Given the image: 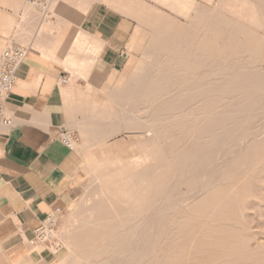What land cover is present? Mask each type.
Segmentation results:
<instances>
[{
    "label": "bare ground",
    "instance_id": "1",
    "mask_svg": "<svg viewBox=\"0 0 264 264\" xmlns=\"http://www.w3.org/2000/svg\"><path fill=\"white\" fill-rule=\"evenodd\" d=\"M178 2L182 3V8L178 7ZM49 3L42 7L47 9ZM223 3L228 7L252 6L253 9L254 5H260L264 11V0H225ZM164 5L173 13L183 15L186 23L171 13L164 14L157 10L154 28L167 25L172 30L183 25L187 28L186 32H177L175 35L173 32L169 40L159 33L161 36H156L147 50L152 61L143 77L135 86L126 87L122 91V97L131 106V110L132 107L141 106L142 111H147L144 122L149 124L148 128L153 129L154 141L163 148V153H155L152 157L155 162L134 177L133 188L139 191L138 194L127 187L125 191L121 190L122 193L118 192L121 195H117L118 199L116 192H112L114 197L105 192L110 198L103 197L105 200L100 201L98 214H92L94 218H90L91 221L83 226L84 231L78 234L75 253L72 254L74 258L71 257L69 264H255L260 258L258 247L245 244L248 231L240 216L235 213L237 205L246 198L247 188L243 187L245 184L238 192H234L233 188L244 182L241 178L244 169L252 162L254 150L264 145V140L250 143L245 153L234 160H226L225 171L229 170L233 174L223 175L221 184H216L219 172L214 168L205 189L190 194L180 191L179 187L190 183L193 173L200 174V168L192 167L195 162L209 163L214 148L224 143L231 133L239 132L243 135L246 130L243 121L248 114L256 115L264 110V74L259 76L250 69L229 62L237 49L234 48L231 35L219 26L229 23L220 15L219 6H205L198 0H164ZM207 21L210 22L209 34L203 36L201 29ZM237 24L234 26L237 27ZM221 95L230 97L231 102L229 106L218 109ZM134 111L137 114V110ZM129 115L126 114L127 117ZM130 117L134 121L133 115ZM137 118L143 121L142 115ZM131 128L132 124H128L126 129ZM163 160L166 164H163ZM163 171H171L175 176L174 181L168 185L169 190H166V202L171 207L181 204L188 216L183 220L186 221L185 226L179 229L167 228L158 234L159 229L168 227L171 219V215L164 212L166 204L158 203V198L165 194L163 191L167 187V184L158 181ZM246 175L249 177L248 173ZM257 183L261 182L257 180ZM124 188L122 185L121 189ZM181 199L183 201L179 203ZM191 199L195 200L184 208L185 201L189 203ZM138 212L146 214L139 215ZM76 230L77 227L75 233ZM142 241H145L144 245L140 244ZM39 250L20 245L14 251L16 255L24 254L31 262L29 264H36L34 259ZM80 254L88 257V260L82 262Z\"/></svg>",
    "mask_w": 264,
    "mask_h": 264
},
{
    "label": "rangeland",
    "instance_id": "2",
    "mask_svg": "<svg viewBox=\"0 0 264 264\" xmlns=\"http://www.w3.org/2000/svg\"><path fill=\"white\" fill-rule=\"evenodd\" d=\"M25 1L26 0H22V3H21L22 6L19 9L16 8L15 6L13 8L12 6H10V4H0V10L10 13L13 16H15V21H14L15 26L11 30V33L8 34L4 38V40H6L5 41L6 44L4 47L0 49V59H1L2 53L6 49H8V47L9 48L14 47V46H9L11 45V41H13L14 38L15 40L13 44L18 45V46L27 47V44L24 43V40L21 34L22 29H23V27L21 26V20L23 16L22 12L24 9H26ZM96 1L103 2L109 5L110 7H113L121 11L129 19L134 21V31L132 33V42H131L130 47L134 49L136 52L130 57L126 66L120 71L105 70L102 73L98 72V76H94V77H91V76L83 77L82 76L83 78L78 80L76 74H74L71 70L66 69V68L62 69L63 71H65L66 74L71 76L69 85H72L74 87L73 93H70V92L66 93V102H67V105L70 107L69 109L70 110V122L68 124L69 131L75 133L78 137V141L74 149V168H73V177L75 180V184L78 188V196L60 214L59 222H58V226L56 230V236L52 241L48 243H36V244H33V243L31 244L30 242H27L26 244L27 247L30 246L29 248H39L40 249L39 253L35 256V258L40 257L41 255L45 253L46 254L49 253V256L46 259L39 260V261L34 259L36 264H58V263L59 264H66V263L69 264V260L71 259V257L74 258L73 256L75 253L74 248H76V246H74L75 239L77 238L78 234L84 231L83 226L85 224H88L92 220V218H94L93 217L94 215L92 214H95V215L98 214L99 212L98 210L101 209V202H103L101 200H103L106 196L108 198H110L111 196L114 197L115 194H116L115 196L118 199L119 196L121 197L120 193L125 191L126 187L134 190L133 188L134 177L137 176L138 173H140L144 169L148 168L152 163L155 162V159L152 158L155 153H158V154L163 153V150H162L163 148L154 141L155 139L153 137L154 136L153 129L148 128L150 127L149 124L146 121L144 122V119L146 118L145 113H147V111H145L144 109H143L144 111H142L141 106L132 107L133 109L131 110V106L128 103H125V100L122 97L123 96L122 91H124L126 87L135 86L138 83V81H140V79L143 77L144 71L149 67L152 61L151 60L152 58L147 54V50L151 42L156 38V36L162 35L161 37H165V39L169 40L172 37L173 32H174L173 35H175L177 32L178 33L186 32V29H187L183 25L182 26L179 25L177 26V28L172 29L173 31L169 27H166L167 25L162 26L158 29L154 28L155 11L153 13H150V9L148 8L149 10L147 12L145 7L150 6L154 10L155 9L159 10L163 12L164 14L171 13L175 17H178L183 23H186V20H185L186 18L183 15H178L176 13H173L170 9H168L164 5V0H96ZM223 1L225 0H198L200 4H204L205 6H209V7L219 6L220 15L225 21H229V23H222L219 25L223 29V31L231 35L233 39L232 40L233 45L235 46L234 48L237 49L235 53L233 54L232 59L229 62L235 65H238V66H243L247 69L252 70L259 76H263L264 74V68H263L264 67V64H263L264 63V20H263L264 11H263V8L260 7V5L259 7L258 5H254V9L252 6L247 7V8H242L239 6L228 7L225 5V3H223ZM251 1H254V0H251ZM139 2L140 3L143 2L144 5H146L143 8L144 11L140 9L141 7H140ZM177 5L179 8H182L181 2H178ZM233 17L236 19H234ZM39 18L37 19L38 21H40L41 19ZM50 19L56 20L57 16L52 14L50 16ZM236 24H237L238 29L237 27H235ZM243 24H244V27H242ZM248 24H250V26ZM208 25L210 26L209 21L205 23V26H204L205 28L203 27L201 29V34L203 36L209 34ZM66 30H67V33H69L68 26H66ZM33 33L34 31L32 32V34ZM239 33L240 35L237 36V34ZM33 37L34 36H30L29 38L32 39ZM238 37L240 38L238 39ZM250 37L253 39H250ZM221 43L222 42L220 41L219 44ZM99 54H100V50L94 55V58H93L95 63H94L92 72H95L96 74L98 71L97 65H98ZM259 68H261L262 70ZM227 98H228L227 96H222V95L220 96L219 102L217 104L218 109L229 106L228 104H230L231 98L230 97L228 99ZM125 106L126 107L128 106L127 109ZM145 106L146 105H144L143 107L145 108ZM134 109L137 110V114H136V111H134ZM125 113L127 115L129 114L133 115L134 121H132V119H129L131 115L127 117ZM140 115L143 116V121L142 119L137 118V117H140ZM256 115L250 113L246 116V119L243 121L244 123L243 125L246 127V130L243 132V135L239 134V132L238 133L233 132L227 137L224 143L219 144L214 148L215 150L212 152L210 156L209 163L207 162L204 164V163H201L200 161L195 162L194 163L195 165L193 164L192 167L200 168L201 169L200 174L193 175L194 174L193 173L191 175V182L180 185L179 187L180 191L189 192L190 194H192L193 192H196L201 188L205 189L204 188L205 184H207L209 182L208 180L212 178L211 174L214 168L215 169L217 168V171L219 172V176L217 178L218 180L215 179L216 184L217 183L221 184L222 183L221 179H223V175L225 174L227 175L231 173L229 172V170L225 171L227 169V165L225 167L226 160L228 161L234 160L237 158V156H240L241 154L245 153L250 143L256 142L257 140H261V141L264 140L263 139L264 138V110H262ZM101 118H103L102 120L103 123H99V125L104 126V125H107L108 123L109 125H114L115 128H120L119 131L113 134H110L109 138L102 137L99 139L86 141L85 134L83 132L81 125L84 124L86 119H89V120L93 119L94 121H100ZM139 120L140 122H138ZM136 121L137 123L133 124ZM128 124L130 126L132 124L133 128L136 127V130L135 129L133 130V128H131L130 130L129 129L127 130L126 128L128 127ZM167 140L169 141V139ZM241 141H243L244 143ZM237 149H238V152H237ZM232 152L235 153L233 154L234 156H232ZM263 153H264V145L262 144L260 147H258V149L254 150L251 156L252 162L248 164V166L244 169V174L241 177L244 182L239 183L237 181V183L241 185L237 184L238 187L236 186L235 187L236 189L233 188L234 192H238L240 188L243 186V184H245V186L243 187L249 189V190L247 189L245 190V192H247L245 196L246 198L244 197L245 198L244 201L242 200L237 205L235 213L236 215L240 216L241 221L243 222L244 226L246 227L248 231L247 233L248 237L246 239L245 244L251 247H255V248L258 247L257 249L260 253L259 255L260 258L258 261L255 262V264H264V179H263L264 178L263 176L264 175V163H262L264 162ZM217 160L220 163L216 162ZM219 160H222V162ZM213 161L216 162L217 164L214 163ZM164 163H165V160H163V164ZM258 163H260V165H258ZM214 164H215V167H214ZM251 166L254 169H252ZM163 168L165 169L167 168V166L166 167L163 166ZM204 169L205 171H203ZM163 172L159 176L158 181L164 182L165 184H167L166 185L167 189L165 188L163 191V193L165 194L162 193L163 195H161L158 198V203L163 204V205L166 204V208L164 207L165 208L164 212L168 213V215H171V219H170V223L168 227H165V229H159L158 234L161 233V230L162 232L163 230L166 231L167 228L179 229L185 226L186 221H183V220L185 219L186 216H188L185 210H182V207L180 206L181 204L178 206L176 204L171 207L170 203L166 202L168 201L166 199V192L169 190L168 185L172 181H174L175 176L173 172L171 171H163ZM250 172L252 174H250ZM245 173H248L249 177H247V175L245 176ZM255 173H256V176L254 177ZM259 173H261V176ZM244 176L245 178H243ZM256 179L258 180V182H261V183H257ZM108 183H110L111 185ZM123 183H126V184H123ZM122 185H123V188L125 187L124 190L121 189ZM253 185L254 187H252ZM108 189H110L109 192L111 194H109ZM106 191L110 197L107 195V193L105 195ZM134 191H135V194H138L139 192L137 189ZM112 192H116V193L114 194ZM118 194L119 196H117ZM160 199H162L163 201ZM194 200L195 199H191L190 200L191 202L189 201V203L188 201H185L186 203L184 204L183 207L186 208L189 204L193 203ZM182 201L183 200L181 199L178 202L182 203ZM138 214L145 215L146 213L138 212ZM85 216L87 219L88 218L89 219L86 220ZM175 220L177 221L175 222ZM76 227H77V230L75 233L74 230ZM79 227L81 230L80 229L78 230ZM249 232L251 233V235ZM72 233L75 235H73ZM258 234H260V236H257ZM257 237L259 238V240ZM72 240H73V243H72ZM144 243L145 241H142L140 244L144 245ZM15 249L16 248L8 252H5L2 259H0V264H29L31 263L24 254L16 255L14 251ZM81 257L83 258L82 262L88 260V257L82 256V254H80V258Z\"/></svg>",
    "mask_w": 264,
    "mask_h": 264
},
{
    "label": "crops",
    "instance_id": "3",
    "mask_svg": "<svg viewBox=\"0 0 264 264\" xmlns=\"http://www.w3.org/2000/svg\"><path fill=\"white\" fill-rule=\"evenodd\" d=\"M51 2L44 9L25 1L21 34L30 54L0 112V259L5 252L32 244L35 230L48 213L57 208L64 211L78 196L74 149L61 140L70 122L66 93L74 92L71 76L62 69L71 70L78 80L94 77L105 70L120 71L136 52L130 47L134 21L121 11L96 0ZM21 3L0 0L18 9ZM145 6L140 3L142 11ZM145 8L156 15V9ZM52 14L56 20L50 19ZM14 21L15 16L0 10V49ZM99 50L96 74L93 58ZM63 75L70 77L66 83L60 82ZM102 120L86 119L81 125L86 141L109 138L119 131L108 123L99 125ZM48 256L45 253L35 260Z\"/></svg>",
    "mask_w": 264,
    "mask_h": 264
},
{
    "label": "built area",
    "instance_id": "4",
    "mask_svg": "<svg viewBox=\"0 0 264 264\" xmlns=\"http://www.w3.org/2000/svg\"><path fill=\"white\" fill-rule=\"evenodd\" d=\"M51 0H27L28 4L33 6H46ZM29 54V50L25 46H15L6 49L0 59V112L2 111L4 102L12 93L17 79V72L24 63ZM69 80L67 75H63L60 79L61 83ZM9 123V121H6ZM62 142L70 149H75L78 137L75 133L68 129H63L61 134ZM63 212L61 208H57L42 220L39 227L35 230L32 243H48L56 236V230L59 222V216Z\"/></svg>",
    "mask_w": 264,
    "mask_h": 264
}]
</instances>
